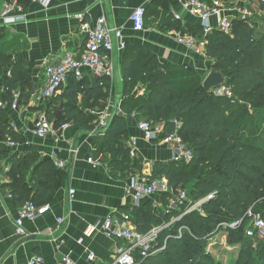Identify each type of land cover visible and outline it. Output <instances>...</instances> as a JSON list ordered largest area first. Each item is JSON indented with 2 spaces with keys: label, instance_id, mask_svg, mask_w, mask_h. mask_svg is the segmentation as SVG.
Returning a JSON list of instances; mask_svg holds the SVG:
<instances>
[{
  "label": "trees",
  "instance_id": "16d2710c",
  "mask_svg": "<svg viewBox=\"0 0 264 264\" xmlns=\"http://www.w3.org/2000/svg\"><path fill=\"white\" fill-rule=\"evenodd\" d=\"M26 2H23L25 6ZM173 22L166 19L162 29L202 38L199 22L188 29ZM3 36L0 33V100L11 109L18 94L14 91L22 93L20 100L31 87L32 70L25 62L16 64L9 51L3 49ZM206 40L207 57L212 62L210 69L228 79L227 88L232 97L208 94L202 86L205 78L190 67L173 64L160 67L157 57L145 48L141 47L137 56H133L127 44L123 52L126 94L140 82L147 87V93L124 99L121 111L125 115L133 114L139 123L163 124L165 134L175 132L176 122L181 123L179 135L193 152L194 160L188 165L155 162L146 174L143 158L136 152L132 156L126 144L129 139L126 119L116 116L103 132L102 153L109 157L110 170L122 176L139 173L151 179H166L171 188L181 184L187 196L182 209H186L185 202L189 200L192 205L199 204L197 210L182 216L177 198L169 193L162 198L163 202L175 201L171 211L153 200L140 207L126 208L132 224L141 233L171 224L159 233L151 254L138 258L135 264H221L211 254V249L216 250L219 245L216 240L220 235H225L230 245L239 250L240 260L235 264H264V258L254 260V250H259V256L264 255V243L245 235L249 212H264V33L257 32L253 24L237 19L231 34L214 31ZM12 63L9 77L5 69ZM109 81L103 79L102 84L91 86V101L81 102L83 82L72 76L60 95L40 106L41 112L45 111L55 127L70 123L78 131L90 132L96 128L98 117L86 113L82 103L102 112L109 98ZM3 113L0 110L1 136L16 143L21 141ZM39 159L36 153L10 157L13 195L20 208L29 201L40 206L37 201L52 198L66 179V171L46 160L26 184L28 169L39 163ZM209 196L212 198L206 200ZM236 223H239L237 229L229 228ZM248 253L250 256L243 263Z\"/></svg>",
  "mask_w": 264,
  "mask_h": 264
},
{
  "label": "crops",
  "instance_id": "0c3cea01",
  "mask_svg": "<svg viewBox=\"0 0 264 264\" xmlns=\"http://www.w3.org/2000/svg\"><path fill=\"white\" fill-rule=\"evenodd\" d=\"M24 1L26 0H0V9L5 4L17 3L24 10L23 14L16 12L15 15H25V22L10 27L1 26L0 33L4 35L2 42L7 44L8 53L16 64L25 62L32 70L31 87L21 95L17 112L9 109L8 105L0 100L4 105L0 110L4 112L5 121L10 128L11 123H15L20 130L16 133L22 138L17 141V147L11 148L10 141L5 140L0 132V161L6 163L11 171L10 157L13 154L36 153L40 156V162L28 169L26 184L46 160H50L56 168L66 171V179L52 198L37 201L41 204L39 207L48 205L51 209L38 219L26 220L28 234L21 239L17 238L15 227V220L21 208L13 195L14 183L11 174L8 181L0 182V264H25L36 256L43 258L42 264H62L65 257L75 264H110L124 244L107 238L100 223L110 215L126 214L131 217L126 208L140 207L151 200L136 203L128 196L132 180L139 173L122 176L110 170L109 157L102 153L103 132L97 129L100 114L98 109H92L82 103V109L89 115L97 116L98 120L94 130L81 133L76 148L74 142L80 131L73 124L60 141H56L54 135L42 140L33 136L31 129L34 120L40 115H46L45 111L41 112V105L33 104L34 92L46 82V66L58 63L66 51L80 53L84 49L86 37L79 30L80 21L77 17L80 13L85 14V22L92 28L96 27L100 18L105 17L109 27L122 29L133 56H137L141 47L145 48L157 57L160 67L165 64L186 66L205 77L210 72L212 62L207 53L200 55L179 44L172 33L177 30L162 29V23L166 19L175 23L173 21H176V14L182 16L181 21H176L182 29L198 25V21L183 10L182 0H51L49 7L34 0H27L25 6ZM235 3L245 7L247 0H235ZM139 7H145L147 11L146 29L136 32L130 17ZM238 16L236 11L223 12V17L233 23ZM125 59V53L115 52L113 61L116 71L114 79L109 81V98L105 102V109L114 106L116 110L120 101L142 97L147 93V87L140 82L131 93L126 94ZM13 63L5 69V75L9 77ZM102 80L86 71L82 81L77 80L84 85L80 101H91V86L100 84ZM106 91L105 89L104 92ZM27 92H30V95ZM14 93L22 94L19 90ZM117 116L126 119L129 133L126 144L143 158L146 174L151 171L155 162H172V154L165 144L149 142L144 138L138 128L139 122L133 114L125 115L120 106ZM89 158L99 165L89 163ZM58 162H65L67 168L58 167ZM71 191H75L74 196ZM33 194L32 192L31 196ZM175 205L172 200L170 207L175 208ZM58 219H64V223L59 225ZM80 240H83L82 243H79ZM90 252L95 255L94 261L88 260Z\"/></svg>",
  "mask_w": 264,
  "mask_h": 264
},
{
  "label": "built area",
  "instance_id": "2783aa9c",
  "mask_svg": "<svg viewBox=\"0 0 264 264\" xmlns=\"http://www.w3.org/2000/svg\"><path fill=\"white\" fill-rule=\"evenodd\" d=\"M35 2L49 7L51 0H34ZM98 1V0H97ZM264 8V0H256ZM230 5V6H229ZM182 8L192 18L196 19L202 30V38H196L190 34H180L177 31H172L176 36L179 44L186 48L195 51L197 54L206 53L207 36L214 31L231 34L234 29V23L228 18L223 17V12L236 11L239 13L238 19L245 22L252 15L251 10L246 7L236 5L235 0H182ZM23 9L17 3L5 4L0 9V27H10L18 23L25 22V15L16 16V12L23 14ZM80 21V32L86 37V44L80 53L66 51L61 60L56 64H49L45 69V84L37 89L33 95V104L40 106L48 100H51L58 95L69 79L73 76L80 81L85 77L86 71L97 75L99 78L113 80L115 76V65L113 57L116 51L124 52L127 48L128 39L124 36L122 29L111 28L108 25L107 19L102 17L98 20L95 28H92L85 22V14L80 13L78 16ZM133 29L136 32H141L146 29V9L139 7L134 10L131 15ZM176 21H181L182 16L176 14L174 16ZM102 84V83H101ZM217 96L232 97L231 90L227 87L215 91ZM121 106V101H120ZM0 107L3 108V103L0 102ZM107 107L99 114V121L97 129L104 132L110 125V121L115 114V107ZM120 108V107H119ZM11 110H19V94L15 95ZM120 111V109H119ZM118 111V112H119ZM71 124L66 123L59 128H56L54 123L50 122L46 115H40L33 122L31 133L37 139H45L50 135H54L56 141L64 138L65 132L70 128ZM181 123L176 122V131L170 134H165L163 124H152L146 121L139 123L138 128L142 132L144 138L149 142H158L165 144L171 154L172 162L177 164L188 165L194 160L193 152L188 148L183 138L179 135ZM11 129L14 132H20L15 123H11ZM11 148L17 147V143L9 140ZM135 152L132 151V156ZM88 162L94 166L99 163L92 158ZM58 167L66 169L65 162L56 163ZM10 167L0 161V182H6L9 179ZM177 198L178 202L183 204L186 200V193ZM171 193V187L166 179L148 178L146 176H136L128 190V196L136 203L144 200H153L156 205V199L165 194ZM72 196L75 191H71ZM209 196L206 200L211 199ZM199 205V204H198ZM50 206H37L35 203L27 202L18 213L15 220L16 236L23 238L27 236L25 227L26 220H35L41 216L46 215L50 211ZM250 223L245 230V235L248 239L264 242V213L249 212ZM64 223V219H58V224ZM169 225L156 228L149 233L139 232L133 225L128 215H110L106 217L101 223L100 227L104 235L112 240L120 241L124 245L120 247L110 264H135L138 258H146L154 250L159 233L168 228ZM239 223L229 225V228L235 230ZM183 230V229H182ZM182 230L179 235H182ZM80 240L79 243H82ZM88 260L94 261L95 255L90 252ZM43 258L36 256L31 258L25 264H42ZM62 264H75L69 258L62 259Z\"/></svg>",
  "mask_w": 264,
  "mask_h": 264
},
{
  "label": "rangeland",
  "instance_id": "374dc122",
  "mask_svg": "<svg viewBox=\"0 0 264 264\" xmlns=\"http://www.w3.org/2000/svg\"><path fill=\"white\" fill-rule=\"evenodd\" d=\"M246 8H249L251 10V16L248 18V23H251L255 26L256 31L257 32H261L264 33V9L262 8V6L256 1V0H247V3L245 5ZM5 45V47L3 48L4 50H7V44L4 42H2L1 45ZM1 48V47H0ZM147 62V61H146ZM159 64V62H158ZM210 69V68H209ZM211 71V69L209 70ZM210 73V72H209ZM206 77V76H205ZM204 77V78H205ZM112 101H114L112 99ZM112 110L114 108V106L111 107ZM181 190H183L186 193V188L183 187ZM163 196H160L156 199V202H158V204L163 205V209L164 210H169L171 211V209L173 207H170V202H163ZM191 201H187L185 203H187V207L186 209H182L183 204H180L179 210L181 209L182 212V216L187 215L188 213H191L195 210L198 209L199 205H192L190 203ZM189 206V207H188ZM264 213V212H261ZM219 245L217 246V249H211V254H213V256L216 257L217 260H219L221 262V264H235L237 263L238 260H240V252L238 249H236L234 246L230 245V241L229 239L225 236V235H220L217 240H216ZM264 243V242H263ZM257 247V246H256ZM259 250H254V260H258L261 258H264V255L259 256ZM248 256H250V253H248V255H246V257H243L242 262L245 263ZM263 260V259H262Z\"/></svg>",
  "mask_w": 264,
  "mask_h": 264
},
{
  "label": "water",
  "instance_id": "95a60500",
  "mask_svg": "<svg viewBox=\"0 0 264 264\" xmlns=\"http://www.w3.org/2000/svg\"><path fill=\"white\" fill-rule=\"evenodd\" d=\"M229 84V81L226 77L222 76L221 74L211 71L204 79L203 81V89L208 93V94H215L216 90H219L221 88L227 87ZM120 107V103L118 104L115 114L112 117L111 121H110V125L113 123V121L115 120L119 108ZM109 128V127H108ZM91 132V131H90ZM81 131L78 132V134L76 135L75 138V142H74V148H76L77 142L79 140V137L81 135ZM70 172V171H69ZM68 181H69V177H68ZM182 185L181 184H177L175 185L173 188H171V194L175 197V198H179L182 194Z\"/></svg>",
  "mask_w": 264,
  "mask_h": 264
}]
</instances>
